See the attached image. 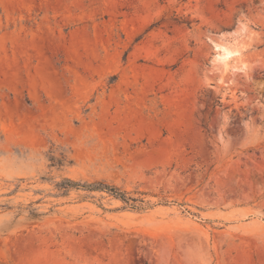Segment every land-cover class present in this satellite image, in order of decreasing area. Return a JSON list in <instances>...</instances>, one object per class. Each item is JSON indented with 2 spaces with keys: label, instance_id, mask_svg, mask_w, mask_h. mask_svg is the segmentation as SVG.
<instances>
[{
  "label": "rangeland",
  "instance_id": "374dc122",
  "mask_svg": "<svg viewBox=\"0 0 264 264\" xmlns=\"http://www.w3.org/2000/svg\"><path fill=\"white\" fill-rule=\"evenodd\" d=\"M0 264H264V0H0Z\"/></svg>",
  "mask_w": 264,
  "mask_h": 264
},
{
  "label": "trees",
  "instance_id": "16d2710c",
  "mask_svg": "<svg viewBox=\"0 0 264 264\" xmlns=\"http://www.w3.org/2000/svg\"><path fill=\"white\" fill-rule=\"evenodd\" d=\"M65 185H66V187L85 186V187H89V188H92L95 190H106V191L110 192L111 194L115 195L116 197L122 199L125 202H129L130 200H137L135 198H131V197L126 196V193L120 192L116 187L109 186L106 184L84 185V184H81L79 182L67 179L65 181Z\"/></svg>",
  "mask_w": 264,
  "mask_h": 264
},
{
  "label": "bare ground",
  "instance_id": "6f19581e",
  "mask_svg": "<svg viewBox=\"0 0 264 264\" xmlns=\"http://www.w3.org/2000/svg\"><path fill=\"white\" fill-rule=\"evenodd\" d=\"M225 49H226V51H227V54H228V56L231 54V53H239L240 54V48H235L234 50H229V49H227L226 47H225ZM240 57V56H239ZM228 58V57H227ZM241 58V57H240ZM237 67V65L236 64H232V63H230V61H226L225 62V68H226V70L227 69H230V68H236Z\"/></svg>",
  "mask_w": 264,
  "mask_h": 264
}]
</instances>
